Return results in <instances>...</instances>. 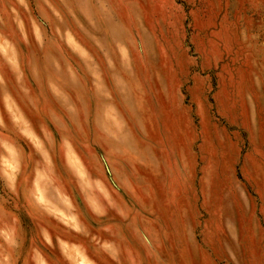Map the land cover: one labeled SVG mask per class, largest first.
I'll return each instance as SVG.
<instances>
[{
	"label": "rangeland",
	"instance_id": "rangeland-1",
	"mask_svg": "<svg viewBox=\"0 0 264 264\" xmlns=\"http://www.w3.org/2000/svg\"><path fill=\"white\" fill-rule=\"evenodd\" d=\"M126 3L118 0V19L127 22L132 12L150 54L146 63L135 60L113 90L111 103L128 120L129 158L112 175L117 183L122 175L130 177L138 193L134 198L122 191L121 199L137 210L139 226L158 236L164 264H264V75L253 78L264 73V0ZM244 33L259 36L253 48ZM84 43L103 67L101 53L87 38ZM105 79L111 88L106 69ZM75 91L81 118L71 125L74 142L100 175L93 153L105 149L91 144L92 121L108 102L90 87ZM21 106L37 131L47 123L45 132L66 134L62 121L48 123V108L63 112L55 101L49 99L39 113ZM57 164L63 165L61 155ZM103 179L110 186L108 173ZM20 216L29 235L38 231L40 222L22 202ZM85 216L96 234L94 219L86 210ZM108 219L139 246L130 225L114 213Z\"/></svg>",
	"mask_w": 264,
	"mask_h": 264
},
{
	"label": "clouds",
	"instance_id": "clouds-1",
	"mask_svg": "<svg viewBox=\"0 0 264 264\" xmlns=\"http://www.w3.org/2000/svg\"><path fill=\"white\" fill-rule=\"evenodd\" d=\"M123 6L130 8L131 0ZM117 7L118 0H0V264H98L101 258L103 264H164L158 236L147 225L139 226L137 210L119 195L124 191L136 198V185L125 175L117 183L112 175L129 158L124 142L128 120L111 103L113 90L135 60L146 63L150 54V42L139 36V21L131 11L127 22L121 21ZM84 38L101 53L103 67ZM242 39L253 48L259 36L244 33ZM261 75L254 73V80ZM79 87L92 88L108 102L92 121L91 144L105 149L93 153L102 165L100 175L93 174L72 135L73 121L81 118ZM49 99L63 112L48 108V123L62 121L64 136L45 132L47 123L37 131L21 106L39 113ZM21 202L40 222L31 235L20 216ZM36 210L39 215L33 216ZM110 213L131 226L139 246L121 224L108 219Z\"/></svg>",
	"mask_w": 264,
	"mask_h": 264
}]
</instances>
